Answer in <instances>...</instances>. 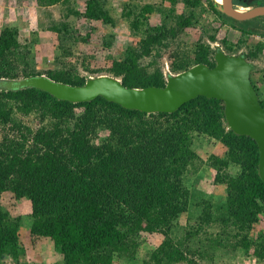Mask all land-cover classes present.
I'll return each mask as SVG.
<instances>
[{
  "label": "trees",
  "instance_id": "obj_1",
  "mask_svg": "<svg viewBox=\"0 0 264 264\" xmlns=\"http://www.w3.org/2000/svg\"><path fill=\"white\" fill-rule=\"evenodd\" d=\"M37 1L42 6L69 2ZM168 1V8L125 1L121 16L138 40L107 55V68L85 65V73L70 61L72 49L90 40L96 28L83 34L74 21L85 18L116 27L109 0H87L84 11L68 5L64 18L47 26L57 34L59 54L55 67L46 70L35 67L30 55V45L40 41L37 31L21 37L15 25L0 30V196L10 191L31 202V234L50 238L59 264L135 260L146 236L155 233L161 241L147 249L144 264H218L242 256L264 264L258 145L228 127L223 100L198 95L173 112H145L102 96L72 102L37 87L13 85L36 75L81 85L106 71L129 87L164 86V56L175 73L198 63L213 66L217 50L233 54L243 49L249 61L264 59V16L244 27L217 0H206L218 24L194 41L186 30L196 27L205 5L181 0L184 8L178 11L179 0ZM238 2L261 5L258 0ZM154 13L158 21L152 23ZM232 29L239 31L236 38L230 37ZM220 33L221 44L214 46ZM115 37L103 33V47L110 51ZM252 67L251 80L264 107V72L256 63ZM30 115L38 119L34 126L24 121ZM200 136L223 151L204 160L195 149ZM204 168L212 171L211 183L193 186L191 179L201 180ZM213 185L222 194L208 193ZM184 214L188 219L182 225ZM21 223L0 203V260H24Z\"/></svg>",
  "mask_w": 264,
  "mask_h": 264
},
{
  "label": "rangeland",
  "instance_id": "obj_2",
  "mask_svg": "<svg viewBox=\"0 0 264 264\" xmlns=\"http://www.w3.org/2000/svg\"><path fill=\"white\" fill-rule=\"evenodd\" d=\"M87 0H69L68 3H58L51 6H42L37 0H0V30L4 26H17L20 29L21 37H29L32 31H37L40 38L39 43L36 45H30V55L33 60L35 67L41 70H46L55 67L56 63L54 60V55L59 54L56 47V33L47 29V26L53 21H58L63 19L66 13V7L68 5L78 8L80 11H84L86 7ZM125 1L132 4H137L139 6L144 5L146 2H152L159 5L161 8H168L170 2L168 0H109L108 7L110 8L111 14L115 16L117 20L116 27H105L99 23L91 24L85 18H77L74 21L75 26L79 29L80 33H86L90 27L95 26V31L92 33L90 40L80 41L73 46V54L70 58L71 62H75L81 72L85 73L84 66L89 65L90 68H107L110 65L109 54H118L123 48L131 42H136L138 36H134L128 21L124 19L122 14V5ZM205 5V10L202 9V16L196 27H191L186 30L188 37L198 40L199 37L205 33L211 31V25L213 23L218 24L214 15L208 9L206 0H201ZM260 4H264V0H258ZM239 10L246 11L251 8L238 4L235 5ZM184 8L181 0L177 3L178 11H182ZM256 19V18H255ZM254 20V19H253ZM252 20V21H253ZM158 21V14L154 13L150 16V22L155 23ZM258 24V20L253 22L243 21L239 22V25L247 27L248 25ZM224 29L222 28V31ZM221 31V32H222ZM105 32H114L116 37L114 39L113 45L110 49H106L102 45V35ZM239 31L232 29L230 32V37L236 38ZM223 34H218L217 42L213 45H220L221 38ZM188 46H192L188 43ZM163 68L167 69L169 67V58L164 56L161 60ZM258 69L264 72V59L255 60ZM101 74H108L106 71ZM99 74V75H101ZM111 75V74H110ZM97 76V75H92ZM24 121L31 126L38 123V119L35 115H30L24 117ZM1 133V131H0ZM1 136V134H0ZM196 152L205 160L207 156L215 151L222 152L223 148L218 147L214 142L206 140V138L200 136L195 143ZM212 171L209 168H204L203 176L201 180H198L196 176L191 179V184L193 186L202 187L201 182L211 183ZM199 181V182H198ZM208 193L213 195L222 194V188L213 185L209 186ZM0 203L6 207L10 213L14 216L21 217V227L20 233L27 247V254L22 260V262H16L12 260L9 256L0 260L1 264H59V259L54 251L53 244L48 237H35L31 234V227L33 223L32 207L31 202L26 199H17L14 194L10 191H6L0 196ZM188 217L186 214L182 215L179 219L180 224L184 225ZM260 227H264V216L262 217V222ZM147 240L138 249V255L135 260L123 259L121 264H144L143 258L147 249H153L161 241L160 234H150L146 236ZM35 241L33 242L32 241ZM218 264H256V260L253 257H237V258H225Z\"/></svg>",
  "mask_w": 264,
  "mask_h": 264
},
{
  "label": "water",
  "instance_id": "obj_3",
  "mask_svg": "<svg viewBox=\"0 0 264 264\" xmlns=\"http://www.w3.org/2000/svg\"><path fill=\"white\" fill-rule=\"evenodd\" d=\"M218 1V0H217ZM219 2V1H218ZM221 10L237 22L264 16V4L240 12L234 0L219 2ZM215 64L198 63L168 75L164 86L129 87L110 74L90 76L84 84L55 81L46 75L23 78L13 85L33 86L59 99L83 102L102 96L129 109L145 112H173L198 95L224 102L227 125L237 134L256 140L259 150L258 172L264 181V107L260 103L251 72L252 63L242 54L214 53Z\"/></svg>",
  "mask_w": 264,
  "mask_h": 264
},
{
  "label": "flooded vegetation",
  "instance_id": "obj_4",
  "mask_svg": "<svg viewBox=\"0 0 264 264\" xmlns=\"http://www.w3.org/2000/svg\"><path fill=\"white\" fill-rule=\"evenodd\" d=\"M253 1V0H252ZM234 3H235V5H238L239 4V2H238V0H234ZM247 7H250V6H247ZM255 19V18H254ZM251 20H253V19H251ZM251 20H249V21H251ZM242 52H243V49H240L239 50V53H233V54H242ZM228 54H230V53H228ZM243 55V54H242ZM251 63H252V65H253V63H255V62H252V61H250Z\"/></svg>",
  "mask_w": 264,
  "mask_h": 264
},
{
  "label": "built area",
  "instance_id": "obj_5",
  "mask_svg": "<svg viewBox=\"0 0 264 264\" xmlns=\"http://www.w3.org/2000/svg\"><path fill=\"white\" fill-rule=\"evenodd\" d=\"M165 79H167L168 75L176 74L175 72L171 71L169 68L165 69Z\"/></svg>",
  "mask_w": 264,
  "mask_h": 264
},
{
  "label": "bare ground",
  "instance_id": "obj_6",
  "mask_svg": "<svg viewBox=\"0 0 264 264\" xmlns=\"http://www.w3.org/2000/svg\"><path fill=\"white\" fill-rule=\"evenodd\" d=\"M218 1L221 2V3L223 2V0H218ZM240 12H243V10H240Z\"/></svg>",
  "mask_w": 264,
  "mask_h": 264
}]
</instances>
